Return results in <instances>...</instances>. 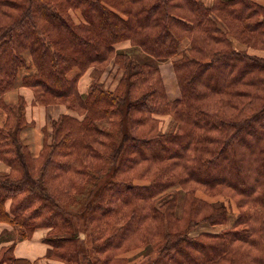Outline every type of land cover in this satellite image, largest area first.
<instances>
[{"label": "trees", "instance_id": "1", "mask_svg": "<svg viewBox=\"0 0 264 264\" xmlns=\"http://www.w3.org/2000/svg\"><path fill=\"white\" fill-rule=\"evenodd\" d=\"M121 41L130 47L117 50ZM255 50L264 51L258 0H0V160L10 167L0 172V222L23 229L15 240L49 228V257L62 264H125L138 248L148 251L139 264H264ZM111 61L123 71L114 90L99 77ZM163 61L179 99L168 100ZM90 69L98 76L82 93ZM22 86L76 114L52 122L50 141L44 128L38 155L22 137L34 124L25 98L6 99ZM162 114L173 123L166 132ZM198 190L231 199L234 222L192 234L230 214ZM12 251L0 249V264L21 263Z\"/></svg>", "mask_w": 264, "mask_h": 264}, {"label": "crops", "instance_id": "2", "mask_svg": "<svg viewBox=\"0 0 264 264\" xmlns=\"http://www.w3.org/2000/svg\"><path fill=\"white\" fill-rule=\"evenodd\" d=\"M209 1L208 3H210ZM259 2L264 4V1ZM160 70L165 82L168 100L179 99L181 97V91L172 62L166 61L161 63ZM75 73L73 72L71 75L73 76ZM91 73L92 70L90 69L79 79V89L83 90H80L82 93L87 92L90 84L92 83L93 78L91 77ZM119 79L115 80L116 82L113 84V89L118 85ZM82 82L85 83L84 87L82 86ZM19 95H23L26 100L27 120L34 123L22 132V137L29 145L31 152L34 155H38L44 143V128L46 127V135L48 141H50L52 134V122L58 119L61 114L72 113V111L64 104L56 103L42 105L37 103L32 89L24 86L9 91L6 94V99L8 102H15L18 100ZM9 170L10 167L0 160V172H8ZM9 205L10 201L7 203V207H9ZM49 230L50 229L47 227H39L36 228L29 236L15 240L16 237L13 226L8 222H0V249L4 246L13 244V257L19 259L21 261L20 264H62L59 260L49 257L51 245L46 242ZM3 264L11 263L5 261Z\"/></svg>", "mask_w": 264, "mask_h": 264}, {"label": "rangeland", "instance_id": "3", "mask_svg": "<svg viewBox=\"0 0 264 264\" xmlns=\"http://www.w3.org/2000/svg\"><path fill=\"white\" fill-rule=\"evenodd\" d=\"M206 2H208L209 0H205ZM258 1H264V0H258ZM211 2V1H209ZM73 16L75 19L79 18L80 19V15L78 14V12H72ZM130 42L129 41H121L119 43H117L115 45V48L117 50H120V49H128L130 47ZM124 45H127V46H124ZM255 53L259 54V55H263L264 56V51H261V50H255ZM154 62H157V60H154ZM166 61H163L161 63H164ZM171 62V61H170ZM160 63V65H161ZM159 65V67H160ZM75 73V72H74ZM123 71L114 63V62H110L108 67L106 68V71L101 75L99 76L101 78V81L104 83L105 87L110 89V90H114L112 87H113V84L116 82L115 80L116 79H119L122 75ZM70 73L69 76H72ZM85 74V73H84ZM88 74V73H87ZM94 75L97 77L98 76V72L97 70L94 71L92 70V73H91V77L94 78ZM85 83L82 82V86L84 87ZM81 90V89H80ZM83 91V90H81ZM72 114H75V113H72ZM76 115V114H75ZM160 121H159V127H160V130L162 132H166L168 131L170 128H172V121H171V117L169 114H162V115H158L157 116ZM137 183L141 184L143 183L142 181H137ZM177 189H179V187H177ZM185 191H181L180 192V196H179V212L181 211V206H182V202H183V194H184ZM197 195L207 201H213V202H218V203H223L229 210V220H228V223L227 225H209V224H202L198 227V229L196 231H194L192 234H197L201 231H211V232H219L221 231L223 228L227 227V226H230L234 220L236 219V216L237 214L239 213L238 211V208L236 207V204L229 198L227 197H224L222 195H217V196H208L206 195L203 191L201 190H198L197 191ZM13 228L15 229L16 228V231L14 230V233H15V237L18 238L19 237V231H23V229L21 227H17L15 225H12ZM82 237H84V235H82ZM148 251L147 249L146 250H143L142 248H138V249H133L127 253L124 254V256L128 257L130 259V261H128L127 263L125 264H139L141 261H146L147 260V257H145V254H147ZM148 256V254H147ZM51 264H57V263H51Z\"/></svg>", "mask_w": 264, "mask_h": 264}]
</instances>
